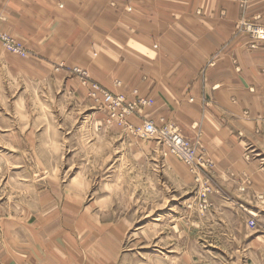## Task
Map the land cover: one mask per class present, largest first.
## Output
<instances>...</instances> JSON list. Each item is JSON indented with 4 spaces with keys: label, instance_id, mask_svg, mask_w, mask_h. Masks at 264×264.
<instances>
[{
    "label": "rangeland",
    "instance_id": "374dc122",
    "mask_svg": "<svg viewBox=\"0 0 264 264\" xmlns=\"http://www.w3.org/2000/svg\"><path fill=\"white\" fill-rule=\"evenodd\" d=\"M235 31V37L249 39V49L264 44L260 18H241ZM0 48L30 58L24 42L1 29ZM75 71L86 88L83 103L71 96L41 98L47 90L43 82L1 80L0 264H8V256L23 264L30 256L24 225L16 224L50 221H63L60 248L68 264H264V208L219 202L226 196L212 183L214 163L201 138L187 137L174 120L142 117L133 125L130 119L151 106L149 97L136 90L131 98L114 94L92 82L84 69ZM102 92L123 97L121 107L107 106ZM127 109L129 115L118 122ZM148 121L176 127L196 143L192 163L139 132ZM37 135L58 144L38 145ZM87 212L103 218L101 225L109 229L124 223L122 232L114 230L121 235L114 248L115 242L99 244L94 223L85 231L68 223Z\"/></svg>",
    "mask_w": 264,
    "mask_h": 264
},
{
    "label": "crops",
    "instance_id": "0c3cea01",
    "mask_svg": "<svg viewBox=\"0 0 264 264\" xmlns=\"http://www.w3.org/2000/svg\"><path fill=\"white\" fill-rule=\"evenodd\" d=\"M241 18L264 25V0H0V29L30 53L23 60L0 48V84L43 82L41 98L83 103L85 85L72 74L78 68L114 94L131 98L136 90L152 104L130 119L133 125L161 118L187 137L198 135L214 163L212 183L226 196L219 202L264 208V44L249 49L246 36H234ZM36 137L38 145L58 144ZM75 215L69 224L85 231L94 223L100 245H117L114 230L122 232L124 223L109 229L90 212ZM21 224L29 264H68L63 221ZM18 261L7 257L8 264Z\"/></svg>",
    "mask_w": 264,
    "mask_h": 264
},
{
    "label": "built area",
    "instance_id": "2783aa9c",
    "mask_svg": "<svg viewBox=\"0 0 264 264\" xmlns=\"http://www.w3.org/2000/svg\"><path fill=\"white\" fill-rule=\"evenodd\" d=\"M264 36V35H263ZM103 98L107 106L111 107H121L123 103V98L113 94H106L102 92ZM130 111L127 109L126 112L121 111L118 118L123 119L129 115ZM142 128H139V132L143 130L144 134L153 136L156 140L162 141L163 144L167 145L169 151L173 155L180 157L183 162L190 164L195 159L197 154V144L192 143L190 140L185 139L177 130L176 127L170 125L157 126L152 121L142 123ZM209 164V162H207ZM253 224V223H251Z\"/></svg>",
    "mask_w": 264,
    "mask_h": 264
},
{
    "label": "bare ground",
    "instance_id": "6f19581e",
    "mask_svg": "<svg viewBox=\"0 0 264 264\" xmlns=\"http://www.w3.org/2000/svg\"><path fill=\"white\" fill-rule=\"evenodd\" d=\"M15 49H16V50H15ZM15 49H14V51H15L16 53H18L19 51H21V49H19V48H17V47H16ZM116 96H118V95H116ZM120 97H121V96H119L118 98H120ZM101 98H103V95H101ZM122 98H123V97H122Z\"/></svg>",
    "mask_w": 264,
    "mask_h": 264
}]
</instances>
